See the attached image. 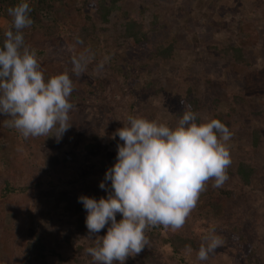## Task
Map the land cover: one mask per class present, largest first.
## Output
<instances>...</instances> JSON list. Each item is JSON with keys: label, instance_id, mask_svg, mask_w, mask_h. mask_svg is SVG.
<instances>
[{"label": "trees", "instance_id": "16d2710c", "mask_svg": "<svg viewBox=\"0 0 264 264\" xmlns=\"http://www.w3.org/2000/svg\"><path fill=\"white\" fill-rule=\"evenodd\" d=\"M19 2L20 0H0V18H5L9 23L5 30L0 29V47L5 39L4 32L12 26V18L7 10ZM27 2L32 9L30 17L34 21L30 28L24 30L25 43L30 48L42 51L46 46L59 48L65 45L74 49V55L79 56L84 52L89 59L93 58L92 51L98 48V51H103L107 56L109 72L102 74L105 76H100L99 73L92 79L85 74L79 77L71 75L75 78L73 82L80 79L79 85H74L71 102L74 101L72 103L76 109L87 110V113L91 111V117L96 122L95 126H78L77 148L84 157L89 158L96 154L99 144L124 126L121 120L114 117V98L109 97L114 93L112 84L121 93V98L116 104H121L122 97H125L122 105L127 110V117L133 115L148 119L165 118L171 126H175L184 111V104L181 102L184 100L198 114L197 123L219 119L232 132L230 141L236 143V148L230 150L232 163L228 168L229 179L218 188L207 184L198 201L202 203L204 211L197 216V220L202 221V226L207 225L210 229H215V234L222 238L223 244L206 261L197 262L196 252L202 242V232L180 234L158 226L146 231L149 245H146L141 253L131 257L133 260L129 263L264 264V249L253 247L250 239L252 236L248 234L249 227L255 225L260 218L253 209L254 196L258 195L257 197L264 200V37L261 42H253V48L252 44L249 46L240 40L235 42L226 39V43L220 46H206L204 42L201 49L206 50L208 60H197L185 70L181 61L177 60L176 52L188 49L186 34H173L159 20L161 14H175V4L179 3L178 0ZM253 3V8L246 14L264 16V0H254ZM225 9L224 7L219 10L230 11ZM243 21L246 22V19ZM243 37H248V34ZM78 39L81 42H77ZM109 48L121 50L122 55L117 56V53H112ZM65 55V59L71 61V53ZM41 69L46 80L66 72L59 65L41 66ZM159 69L166 70L168 75L180 73L178 75L183 78L192 77L196 71L194 76L210 88L212 108L208 103H202L200 93L195 92L190 84L186 85L188 82H184L185 78L181 84L178 83L181 92L180 107H177L175 114H170L174 111L169 108L164 115L165 108L161 109L159 106L162 101L159 95L165 92L166 80H144ZM216 71L232 76V90H228L230 85L223 82L215 84L211 81ZM92 98L95 102L87 104ZM221 103L224 104L223 108L220 107ZM7 119L0 115V211H3L7 203H16L18 194H23L24 198L30 199V224L43 218L49 219L58 229L56 234L59 236L54 239V245L50 246L45 233L37 226L31 232L33 241L25 239L21 243L20 264H52L51 261L54 260L55 264H93L91 256L84 251L87 247L94 246V241L88 237L89 232L85 224L87 212L79 198H107L111 181L106 182L105 189L100 188V183L105 180L108 169L117 162V154L108 153V162L113 164L109 162L106 172L93 170L89 173L83 172V176L68 167L69 163L76 162L77 157L73 154L71 158H64L58 167L50 170L52 174L48 172L49 174L44 175L45 179L49 178L45 183L42 182L43 178H39L37 172L33 171L28 180V190H23L16 180L19 169L15 167V152L19 151L21 156L19 168H30L29 160L36 158V151L47 137L24 139L16 129L5 125ZM103 149L106 150V147ZM62 173L64 178H61V181L64 182V187L61 190L49 188L50 183L54 184V178ZM241 200L247 203L248 209L245 212L240 209L232 218L231 209L240 208ZM44 201L52 202L55 209H45ZM211 217L218 223L215 227L209 223ZM116 218L119 222L122 215L118 213ZM109 226L110 222L96 236H105ZM96 236L92 238L95 239ZM8 237L9 234L3 231L0 224V243H5ZM186 245H191L193 251L190 254L184 251ZM114 264H119V261Z\"/></svg>", "mask_w": 264, "mask_h": 264}, {"label": "clouds", "instance_id": "9594fccd", "mask_svg": "<svg viewBox=\"0 0 264 264\" xmlns=\"http://www.w3.org/2000/svg\"><path fill=\"white\" fill-rule=\"evenodd\" d=\"M31 11L27 0L7 10L12 26L4 32L0 47V115L24 139L50 137L55 130L51 136L59 142L72 127L74 84L68 72L45 79L35 49L25 43L24 30L34 23ZM88 59L84 52L72 56V74L86 73ZM181 102L184 111L175 126L160 118L130 115L113 134L112 139L119 136L123 143L117 145V162L100 183L105 189L111 181L107 198H79L87 212L88 237L94 241L84 251L93 264H125L149 245L145 233L151 228L180 230L207 183L213 181L218 188L229 179L232 132L219 119L197 123L198 114ZM118 213L122 215L119 222ZM109 222L107 234L96 236ZM222 244V238L211 229L200 243L196 259L206 261ZM184 251L190 254L191 245Z\"/></svg>", "mask_w": 264, "mask_h": 264}, {"label": "rangeland", "instance_id": "374dc122", "mask_svg": "<svg viewBox=\"0 0 264 264\" xmlns=\"http://www.w3.org/2000/svg\"><path fill=\"white\" fill-rule=\"evenodd\" d=\"M179 3H176L175 6V14L164 13L161 14L159 20L163 22L173 34L181 33L186 34L187 39V48L182 50L181 52H176L177 60L181 61L183 65V69H189L194 62L198 61H207L208 55L206 50H202L201 46L205 42L206 46L215 44L216 46H220L222 43H226V39H230L232 41L237 42L238 40L248 43L249 46H255L253 42H261L264 37V16L259 14H246L248 10L252 9L254 6V0H178ZM141 3L143 1H140ZM222 2V3H221ZM222 4V6H220ZM240 6L238 8V5ZM226 8L230 11L222 12L219 9ZM242 8V9H241ZM173 12V11H172ZM219 12H221L219 14ZM246 19V22L243 19ZM9 26L8 21L5 18H0V29L5 30ZM232 34V35H231ZM248 34V37H243ZM242 35V36H240ZM231 41V42H232ZM112 53H117L116 55H122V51L117 49L109 48ZM73 48L70 46H62V47H54V46H46L41 50H35L37 53V58L41 66L49 67L59 65L62 66L66 72L70 74L72 80L74 76L72 74V63L70 60H66V53H71V56L74 54ZM93 52V58L88 59L87 72L85 75L90 76L92 79L96 77L100 73V76H105L102 74H107L109 72V68L107 65L106 55L103 51H98V48ZM201 52V55H200ZM59 53H62L60 55ZM103 62L102 67H99ZM163 69H159L157 72L149 75L144 78V80L148 81L151 79L163 78L166 80L164 82V94H160L159 96L162 98L159 106L163 109L164 115L167 113L170 108L174 112L170 114H175L177 111V107H180L179 100L181 99V92L179 91L182 81L186 78L180 77L178 74L173 73L171 75L167 74V71ZM196 75V71L193 72ZM216 73V74H215ZM214 75L211 77V81L215 84L219 82H223L226 85H230L232 81V76L225 75L222 71H216ZM192 76L185 79L188 83L186 85H191L194 88V91L199 92L200 100L202 99V103L206 105L208 103L210 105V101L212 100L210 97L209 87L206 86L202 81H199L196 76ZM173 78V79H172ZM79 78L73 82L75 86L79 85ZM173 80V84H172ZM177 82V85H176ZM190 82V83H189ZM177 86V88H176ZM113 88L112 92L113 96L110 94V99H113L112 106L114 107L113 113L114 117L117 120H121V124L123 121H126L127 110L122 105L125 97H122L121 104H116V101L120 100L121 93L116 89L114 84L111 85ZM226 89V88H225ZM232 85L228 87V90H232ZM74 103V101H72ZM94 103L95 99H89L88 103ZM202 104V106H203ZM76 107V106H75ZM89 106H86L88 108ZM220 107H224V104L221 103ZM212 108V106H211ZM214 108V107H213ZM84 109H74L70 112V123H72V127L63 135L62 139L57 142L54 136L55 130L52 133H49L50 137H47L46 141L43 145L36 151V158L29 160V167L19 168V160L21 156L19 151L15 152V167L18 170V176L16 180H18V186L23 188V190H28L29 184L28 180L31 173L37 172L39 178H43V183L49 181V178L45 179L46 174H49L54 168L58 167L64 158H71L73 154L77 157L76 162H72L68 164L70 170H73L79 173V176H83V172L89 173L94 171L106 172L109 164H113L111 161L108 162L109 154H117L118 148L117 145L123 143L120 141L119 136H116L115 139H112V136L107 137L105 141L99 144V149H97L96 154H93L91 157H84V154L77 148L78 147V126L82 124V126H95V119L91 117V111L88 112ZM164 118V117H163ZM165 120V118H164ZM116 130L114 131V133ZM229 150L236 148V143L232 141H228ZM106 147V150L103 148ZM113 166V165H112ZM35 169V170H34ZM49 172V173H48ZM65 173V172H64ZM52 174V172L50 173ZM81 174V175H80ZM61 178H64L63 173L61 175H57L54 178V184H49V188H53L56 190H61L64 187V182L61 181ZM213 181H209L207 184H212ZM255 197V203L253 204V209L260 216L258 220L255 222V225H251L248 229V234L252 236L250 238L252 240L251 245L255 248L264 249V200L261 198ZM16 203H7L4 205L3 211L0 214V224L2 226L3 231L9 234V237L5 243H0V264H20V255L19 251L22 249L21 243L23 240L33 241L32 231H34L37 226L40 231H42L44 236H46V241L50 246L54 245V239L59 237L56 234V227L52 225V222L44 218L40 221L34 222L32 225L30 220V199L24 198L23 194H18L16 198ZM43 206L45 209H55V206L52 205V202L44 201ZM51 206V207H50ZM50 207V208H49ZM204 207L201 202L197 203V206L192 211L191 215L188 217L185 225L178 230L177 232L180 234H189L192 231L196 233L202 232L201 240L204 239L207 235H204L203 232L209 233L211 230L209 226H202L200 222L197 220V216L203 212ZM245 212L248 209L247 203L241 200L240 208L234 207L231 209V217L234 218L236 213L239 210ZM203 210V211H202ZM240 211V212H241ZM196 219V221H195ZM60 222V221H59ZM210 225L215 227L217 221L211 217ZM207 223V224H209ZM40 224V225H38ZM57 226V223H55ZM199 227V228H198ZM202 227V228H200ZM61 230V229H60ZM59 230V231H60ZM227 252V251H226ZM65 254L63 255V257ZM131 256L125 261V264H130L132 262ZM52 264H55L56 261H51ZM199 262V260L197 261ZM201 262V261H200ZM68 264V262H65ZM51 264V263H50Z\"/></svg>", "mask_w": 264, "mask_h": 264}]
</instances>
